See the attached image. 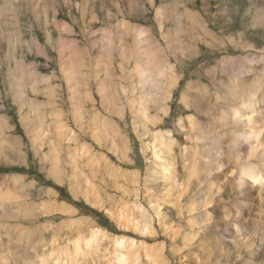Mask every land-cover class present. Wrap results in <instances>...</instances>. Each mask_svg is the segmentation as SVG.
I'll return each mask as SVG.
<instances>
[{
	"label": "rangeland",
	"instance_id": "374dc122",
	"mask_svg": "<svg viewBox=\"0 0 264 264\" xmlns=\"http://www.w3.org/2000/svg\"><path fill=\"white\" fill-rule=\"evenodd\" d=\"M55 1L57 7L49 8L47 12H44L43 9V13H41L42 8H37L38 19L46 18L50 20L49 24L51 23V25L52 21L57 22L58 28L56 29L58 31H55L53 25H49L45 32H43L41 26L39 27L35 23L32 15L23 10L24 3L22 0L15 1L17 7L15 10L16 20H19V36H22L25 42L35 37L39 51L38 49H32L33 52H30L31 49L27 48L28 44H22L16 49L17 53L13 58L11 47L5 42L6 37L2 32L0 33L2 45L0 51L3 53V58H0V120L5 135L4 146L0 152V207L7 209L6 215L0 218V231L13 239L18 235L17 232L21 230H28L31 234L27 247H24L25 245L21 243L23 246L16 248L17 242H12V239L9 241L4 240L3 255H0V259H6V264H52L51 258L47 255H57L64 251L69 252L68 255H72V248L68 246L67 242L72 243L74 240L76 242L81 237L87 239L91 229L99 228L107 233L108 242L95 252H93V249L92 253H89L87 259L82 260L81 264H113L111 240L114 236H125L139 242L141 248H144L143 251H140L139 257L147 253L146 246L151 249H158L159 244L163 243L166 258L165 261H162V264H200L195 259V255H199V258L200 255H208L207 253H210L211 249L207 244L211 245V241L209 242L204 233L196 229L195 216L192 211L194 206L188 207L194 203L190 198H193V193L198 184L195 183L193 188H188L187 198H183L184 212L182 217L185 224L181 228H183V231L185 230L183 234L186 231H198L199 236L197 235V238H194L196 240L188 244H185L184 240L179 237L173 241L161 231L162 225L160 222L157 223L152 210L157 205L156 202L160 203L165 199V195H161L150 202L147 195L149 193L148 189L152 185L149 182L146 186V188L148 187L147 191H144L146 183L143 182H145L147 175L146 168L153 161V157L151 147L148 148L146 155H143L142 145L143 142L146 143L149 138L151 139V133L149 132L148 137L138 138V133L133 128L134 121H132L131 112L127 107L126 110L123 109L121 117L115 114L112 115L102 108L101 92H99L101 86H108L111 90H114L115 83L120 84L121 82L113 79V82L108 83L109 78L105 77L106 75L103 74L101 69H104V65H106L107 72L110 73L111 69L118 65V55L114 46L107 53L100 49L90 51V41L94 38L98 40L101 36L109 37L111 40L115 39L117 30L121 27V18L126 17L130 26L143 28V31H149V34H152L155 40H160L162 47L157 46V48H183L186 44L183 30L189 25L187 24L188 19L181 16L176 18V22H173L168 16L164 15L167 26L164 39H160V30L155 20L156 10L159 7L172 4L176 6L175 9L178 14H185L184 10L193 12L194 19L205 23L208 33L206 36L199 34L202 36L201 41L187 44L183 52L189 54V56L184 57L183 60L180 54H177L175 59L172 55H169L170 64L177 66L176 74L179 82L171 90L170 98L166 101L169 114L162 117L159 125L153 126L148 122L147 126L152 134L155 130L159 132L166 129L174 130L173 127H176L177 120L198 114L201 120L208 122V124L204 123L203 126H200L199 129L201 130L205 125L211 128V120L206 113L212 112L216 103L214 84H224L231 77L222 73L221 69L227 67L235 69L238 65H247L246 61L255 58V64L249 67L256 72L264 73V0H188V2L187 0H152L151 5H149L151 0L148 2L145 0H121L124 5L119 4L117 0H102L97 3L92 1L94 3L92 5L94 21H91L90 16H81L79 10L75 8L77 0H73L75 9L68 8L62 0ZM130 5L135 6L137 10L132 15L130 13L133 9ZM119 9L126 10L120 13L118 12ZM258 17L261 20H258ZM7 19H11L7 10H0V28ZM65 27L70 29V34L64 31ZM58 32L62 34L64 47L57 51L54 46L55 39L58 40ZM90 34L91 36H89ZM46 38L53 39V44L47 42ZM71 39L72 42H65V40L71 41ZM128 41H131V39L127 38L124 43H128ZM75 44H77V47H75ZM68 45L72 47H65ZM69 48L75 49L77 53L83 52L88 55L82 69H78L79 73L84 75V79L81 81L80 86L79 83L77 84L76 89H74L72 74L68 68L71 61L70 54H67ZM195 49L197 53L193 55L192 52ZM93 56H96L98 60L92 62L90 58ZM16 61H23L24 68L16 67ZM223 63L225 64L224 67L221 66ZM133 64L134 62L130 61L131 68ZM124 69L127 68L117 67L115 75H109L111 77L120 75ZM28 71H35L37 76L45 78L37 80L36 90L33 92L27 88L28 86H24L26 89L23 87L28 99L35 101L34 103L37 105V109L33 108L32 111L26 107H19L16 92L17 85L20 86L21 82L28 76ZM92 75L93 77L96 75L98 78L90 77ZM241 81L242 83L238 87L239 90H242V87L246 85L255 83L260 86L261 94H264V81L260 77L241 75L239 82ZM189 84L191 87H189V101L186 107L181 98ZM125 85L128 88L129 83L126 82ZM142 93L143 91L135 90L133 96L140 98ZM128 96L129 94H125L123 100L126 101ZM135 105H133V109L137 108ZM194 107L198 110H194ZM150 114L154 116L156 112L152 110ZM76 115L80 116L81 121L76 120ZM23 116L28 118L26 124L22 121ZM32 116H35V118L38 116L42 119L43 124L41 127L44 135L41 138L44 139L43 141L33 140V134L29 130L33 122L29 120V117ZM103 117L112 119V122L118 128V137L114 138L119 146L118 149H112L110 145L97 146L94 143L93 136L95 132L101 131V127H98L104 121ZM82 127H84V133L79 132ZM212 132L213 130L209 129V134L208 132L207 134L211 135ZM57 134H59L61 140V158L59 160H61V166L66 168V175L62 176L61 180L52 179L53 177L48 175L47 172L48 165L53 159L49 142ZM194 134H196V130ZM174 137L177 145H175V149L173 148V152L178 161V176L184 183L186 176L183 171L181 156L183 148L188 145V142L185 140L186 136L175 134ZM9 140L14 141L13 149L5 148ZM18 149L23 154L22 157L17 154ZM110 149L113 151L110 152ZM66 153L76 155V158H78L77 164H82L83 171L86 172H89L91 168L88 161L92 159L99 161L100 164L105 162L109 165L107 168L99 165L94 167L97 171L95 170L92 178L93 182H90L89 188L86 190V188L81 187L83 184L79 185L80 177L73 179L68 167V161L71 158ZM46 154H48V157L44 160L43 157ZM122 154H124V158H122ZM98 155L100 157L103 155L106 161L99 160ZM44 161H46L47 166ZM259 166L264 167L262 160L259 161ZM112 169L115 172L118 170V174H114ZM3 170L5 171L3 172ZM109 170L111 171L109 172ZM127 171L138 174L137 181H140L139 184L131 185L129 176L121 175V178L119 177V174H127ZM13 176H15V180ZM113 178L115 179L113 180ZM81 180H84V176L81 177ZM114 181L116 182L114 183ZM114 185H116V189ZM223 189L226 191L225 197L238 195L236 191H229L227 186ZM122 192L126 194H123V196ZM134 194H137L140 207L147 213L145 217L151 220L150 227L153 235L150 237H140L141 235L133 232L131 228L124 230L117 219V212L123 209V206H126L130 213L133 210L137 211L134 216L138 221L146 220L145 217L139 219L140 209H133L134 200H136ZM50 196L55 200L54 203H58L57 212L50 215H39L36 213L37 211H32V205L47 201ZM164 212L169 219L173 217L174 210L172 208L167 206ZM208 219L210 220V218ZM190 222L193 223V227ZM70 223L74 224L70 226ZM41 224L47 227L36 230ZM58 226L61 227L58 228ZM245 226L248 229L246 223ZM57 229L60 230L59 236L54 233ZM53 239L56 241V247L51 244ZM2 240L0 236V247H2ZM38 241L40 243V245L38 244V253H42L41 255H34L36 252H32V246ZM42 242L45 244L41 245ZM205 246L206 249L204 250ZM43 247H45L44 250ZM193 247H197V252L194 251ZM12 250L19 255H11ZM50 250L53 251L50 252ZM5 251L10 253H5ZM198 251L201 253H198ZM222 252L227 255L231 253L228 249H224ZM245 252L242 255H247ZM26 253L28 254L26 255ZM31 253L33 255H29ZM235 255L239 254L232 250V254L227 259L230 260V263L226 259H222V264H238L240 259L236 260ZM57 256L60 258V255ZM77 259L76 257L75 260ZM245 259L246 257H244ZM146 260L142 259L139 264H144V262L149 264ZM215 260L217 259L213 258L207 264H211Z\"/></svg>",
	"mask_w": 264,
	"mask_h": 264
},
{
	"label": "bare ground",
	"instance_id": "6f19581e",
	"mask_svg": "<svg viewBox=\"0 0 264 264\" xmlns=\"http://www.w3.org/2000/svg\"><path fill=\"white\" fill-rule=\"evenodd\" d=\"M15 1L16 0H0V10H7L9 17H11V19L5 20L3 26L0 28V33L2 32V34L6 37L5 42L11 47V54L13 58L16 56V49L22 44H28L27 48L31 49L30 52H33L34 49H38V42L35 37H32L30 41L25 42L23 41L22 36H19V20H16L15 10L17 7L15 5ZM62 1L68 8L78 9L82 17L90 16L91 21H94L95 17L92 10V5H94V3L92 1L97 3L102 0H77V3L75 4L76 7L73 5V0ZM145 1L148 2L149 0ZM22 2L24 3L22 6L23 10L30 13L35 23L39 27L41 26L43 28V32H45L51 23L49 24L50 20H47L46 18L38 19L37 8H42L40 11L41 13H43V9L44 12H47L49 8L57 7L56 1L22 0ZM117 2L124 5L121 0H117ZM151 4L152 0L149 1V5ZM130 7L133 9L130 15L136 13V7L133 5H130ZM175 8L176 6L172 4L157 8L155 20L160 30L159 37L160 39H164L165 28L167 26L164 15L168 16L173 22H176L177 17L185 16V19H188L187 24L189 25L183 30V34L186 39V44L183 48H157V46H161L160 40H155L152 34H149V31H143V28L130 26L126 17L121 18V27L117 30V36L115 39L111 40L109 37L101 36L98 40H95L94 38L90 41V51L100 49L104 53H107L111 50V47L114 46L118 55V65L115 68H112L110 73L107 72L106 65H104V69H101L103 74L106 75L105 77L109 78L108 83L113 82V79H117L121 82L120 84L118 82L115 83L116 86L114 90H111L108 86H101L99 89V92H101V106L108 113H111L112 115L115 114L120 117L123 109L127 107L131 112L133 118L132 121H134L133 128L134 131L138 133V138L141 139V137H148L147 135L149 132L151 133V139L149 138V140L146 143L143 142L142 145L143 155H146L148 148L151 147L153 157V161L148 164L146 168L147 175L146 179L144 177L145 182H143L146 183L144 191H147L148 187L146 188V186L149 182L152 185L148 189L149 193L147 195L150 202L154 201L161 195H165V199L162 200V202L159 203L155 201L157 205L154 207L152 206V210L155 218L157 219V223L160 222L162 225L161 231H163L166 236L173 239V241H175V238L177 237L182 238L185 244L196 240L194 238L198 235V231H186V233L183 234L185 230L183 231V228L181 227L185 224L182 217L184 212V207L182 205L183 198H187L186 195L189 193L188 188H193L194 184L197 183L198 186L193 193V198H190L194 203L188 207L194 206V209L191 210L194 212L195 216V227L197 230L204 233V236L209 242L211 241V245H209V243L207 244L210 246L211 251L210 253H207L208 255H200V258L199 255H195V259L198 260L200 264H207V262H211L213 258H216L217 260L211 264H220L222 259L227 260L229 258L233 250V252L239 254L235 255L236 260L238 258L240 259L238 264H264V167L262 168L259 166L260 160H262L264 164V96H261L264 94H261L260 86L255 83L242 87V90H239L238 88L242 83V81L239 82L241 75H251L256 76L257 78L260 77L264 81V73L261 74L249 67L252 64H255V58L246 61L248 66L241 64L235 69H231V67L221 69L222 73L231 77L224 84H214L216 103L212 112L206 113L208 118L211 120V128H209L208 125H205L201 128V130L199 129V127L203 126L206 121L201 120L198 114L187 116L185 119L181 118L177 120L175 124L176 127H173L174 130H167L166 126V130H160V132L155 130L152 134L151 130L147 126L148 122H150L153 126L159 125L162 117H166L167 114H169L167 112L166 101L170 98L171 90L176 87L179 82L178 75L176 74L177 66L170 64L168 58L169 55H172L173 59H175V56L180 54L183 60L184 57L189 56V54H184L183 52L187 44L201 41V35L206 36L208 33L205 23L194 19L195 15L193 12L184 10L185 14H178ZM124 10L126 9H119L118 12L123 13L122 11ZM120 13L118 14L120 15ZM258 20H261V18ZM52 25L55 27V31H58L56 29L58 28L57 22L52 21ZM64 31L69 34L71 32L67 27L64 28ZM89 36H91V34ZM57 38L58 40L55 39L54 49L58 51L64 47V39L60 32H58ZM127 38L131 39V41L124 43ZM45 40L51 45L53 44V39L46 38ZM66 41L69 43L73 40H65V42ZM65 45L67 44L65 43ZM76 45L77 44H75V47H77ZM1 46L0 40V47ZM72 46L68 45L65 47ZM39 50L40 49H38V51ZM192 53L193 55L197 53L196 49L195 51L193 50ZM67 54H70L71 57L68 68L72 74L74 89H76L77 84L79 83L80 86L81 81L84 79V75L79 73L78 69H82L88 55L83 52L77 53V51L73 48H69ZM0 58H3V53L1 51ZM90 59L92 62L98 60L96 56H93ZM130 61L134 62L132 68L130 67ZM16 63V67L20 69L24 68L23 61H16ZM224 65L225 64L223 63L221 66L224 67ZM117 67H124L127 69H124L120 75L111 77L109 74L115 75ZM27 74V79L25 78L24 81L21 82L20 86L17 85L16 92L19 107H26L32 111L33 108L37 109V105L34 103L35 101L33 102L28 99L23 89L28 86L27 88L33 92L36 90L37 80L45 78L37 76L35 71H28ZM90 77H93V75ZM96 77L97 76L95 75L93 78L95 79ZM133 80H135V82H133ZM126 82L129 83L128 88L125 85ZM189 87H191L190 84L185 89V92L183 94L181 93V100L186 107L189 101ZM135 90L143 91L140 98H135L133 96ZM125 94H129L126 101L123 100ZM134 104H136V109H133ZM149 110H154L156 115L151 116ZM194 110L198 109L194 107ZM79 115H76L77 121H81ZM27 116H23L22 118L24 124L28 122ZM29 120L33 121L29 128L30 132L33 134V140L43 141L44 139L41 138L44 135L41 127L43 124L42 119L38 116H36V118L35 116H32L29 117ZM206 124H208V122ZM100 127L101 131L99 130L100 132L98 133L95 132L93 136L94 143L97 146L110 145V148L118 149L119 146L114 141V138L117 136L118 128L112 122V119L104 118V121L98 128ZM83 129L84 127H82L79 132L84 133ZM209 129L213 130L211 135H208ZM193 130H196V134H194ZM59 133L61 134V132ZM175 134L186 136L185 140L188 142V145L184 146L182 152L183 154L181 156L183 171L186 176L184 183L178 176V161L173 152V148L177 145L174 137ZM4 138L3 124L0 120V152L4 146ZM110 141L111 143L109 144ZM60 142L61 140L59 138V134H57V136L49 142L51 145L53 159L50 162V165H48L49 169L47 172L54 180H61L62 176L66 175V168L61 166V160H59L61 158ZM64 143L62 144L65 145ZM185 144L187 143L185 142ZM13 147L14 141L9 140L5 148L13 149ZM112 149H110V152L113 151ZM17 154L21 155V157L23 156L19 149L17 150ZM66 154H69V157L71 158L68 161V167L73 179L80 177L79 185L83 184L81 187L86 188V190L89 188L90 182H93L92 178L96 170L94 167H98L97 165H99L107 168L109 165L105 162H101L100 164L99 161L92 159L88 161L91 168L89 167V172H86L83 171L84 169L81 166L82 164H77L78 158H76V155H71L70 153ZM47 157L48 154L44 155L43 159L45 160ZM97 158L99 160L102 159L106 161L103 155L101 157L98 155ZM122 158H124V154H122ZM130 163H132V161H130ZM44 164L47 166L46 161H44ZM110 171L111 170H109V172ZM117 171L118 170L115 172L113 170V173L115 174ZM119 175L120 178L121 175L129 176V182H131L130 184L133 186L139 184L140 182L139 180L137 181L138 174L136 173L127 171V174L121 173ZM82 176H84V180H81ZM13 179L15 180V176H13ZM114 179L115 178H113V180ZM115 182L116 181H114V183ZM225 186L228 187L229 191H236L238 195L231 196L228 194L229 196L225 197L224 194L226 191L223 189ZM114 188L116 189V185H114ZM124 190L128 192L126 189ZM123 194L126 193L122 192V195ZM134 198L136 200H134L133 209H140L139 219H141L142 217H145L147 213L140 207L137 194H134ZM6 199L8 200V197ZM54 201L55 200L50 196L47 201L32 205V211H37L36 213L39 215H50L55 213L58 211V203H54ZM167 206L174 210L173 217L170 219L164 212ZM68 209H70V207H68ZM254 211L256 213H253ZM135 212L137 211L133 210V212L130 213L128 212V208L123 206V209L117 212V219L119 220L120 226L124 230L130 228L133 229V232H137L141 235L140 237L145 238L152 236L153 231H151L150 227L151 220L145 217L146 220L143 219L138 221L134 216ZM6 213L7 209L0 207V218L5 216ZM208 218H210L211 221ZM245 223L248 229L246 228ZM73 224L74 223H70V226ZM191 226L193 227V223H191ZM46 227L47 226L44 227L41 224V226L37 227L36 230H42ZM60 227L61 226H58V228ZM69 232H71V230H69ZM17 233L18 235H16L15 239H13L11 237H7L6 233L3 234L0 231V236L3 239L1 243L2 247H0V255H3L4 240L9 241L12 239V242H17L16 248L23 246L21 243L25 245L24 247L28 246L30 239L29 236H31L30 232L28 230H21ZM54 233L57 236L58 233H60V230L57 229ZM55 242V239H53L51 244L56 247ZM106 242H108L107 233L99 228H94L90 230L87 235V239L85 237H81L80 239H77L76 242L75 240L72 243L67 242V244H69L68 246H71L72 248V255H68L69 252L64 251L57 254L60 255V258L57 255L49 254L47 256L51 258L52 264H81L82 260L85 261L87 259V255L92 253L93 249V252H95ZM111 243L113 246V264H139L142 259H147L146 261L149 264H162V261H165L166 258L163 243L159 244L158 249H151L146 246L147 253L145 252L146 254L141 255V257H139V253L141 250L143 251L144 248L142 249L141 244L135 239L125 236H114ZM38 244L40 245L39 241L34 243L32 246V252H36L34 255H41L42 253H38ZM44 244L42 242L41 245ZM206 246L204 250L206 249ZM44 248L45 247H43V250ZM50 248L52 249L51 246ZM196 248L197 247L194 248L195 252L198 250ZM28 249L26 250L25 248L26 251H28ZM224 249H228L231 253L228 255L224 254L222 252ZM53 250H50V252ZM12 251L13 253L8 251H5V253H10L11 255L17 254L14 250ZM244 252L247 255H242ZM198 253L201 252L198 251ZM27 254L28 253H26V255ZM29 255H33V253ZM243 256L246 257L245 260ZM76 257L78 258L77 260H75ZM209 257L210 259H208ZM227 261L229 262L230 260ZM6 262V259H0V264H6ZM222 263L223 262H221V264Z\"/></svg>",
	"mask_w": 264,
	"mask_h": 264
},
{
	"label": "trees",
	"instance_id": "16d2710c",
	"mask_svg": "<svg viewBox=\"0 0 264 264\" xmlns=\"http://www.w3.org/2000/svg\"><path fill=\"white\" fill-rule=\"evenodd\" d=\"M5 170H3V172H4Z\"/></svg>",
	"mask_w": 264,
	"mask_h": 264
}]
</instances>
